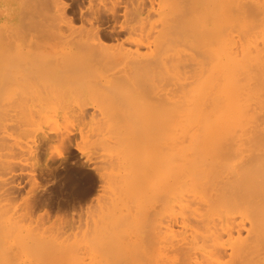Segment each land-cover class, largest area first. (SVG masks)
Instances as JSON below:
<instances>
[{
  "label": "rangeland",
  "instance_id": "obj_1",
  "mask_svg": "<svg viewBox=\"0 0 264 264\" xmlns=\"http://www.w3.org/2000/svg\"><path fill=\"white\" fill-rule=\"evenodd\" d=\"M12 1H14V10L17 7L23 9L22 6L29 8V4L31 3L30 0ZM59 1L63 4V7H65V12L68 15L66 16H71L73 19H76L73 23L74 28L81 29L83 23H80L78 13L80 9L83 10L88 6L87 0ZM108 1L104 0L102 3H104L105 10L109 13L115 9L111 3H115L112 1L116 0ZM241 1L243 2V4L241 2V5L238 3L239 0L237 2L240 7L243 5L245 6V3L246 5H249V0L246 2L245 0ZM98 2L101 1L98 0ZM57 3L58 1L54 2V0H46L45 6L48 18L42 17V19L44 20L43 23L49 30L47 31L45 29L46 32L41 35L31 29L28 30V32L25 31V33L19 31L15 32V35L11 36L12 38H9L10 36L8 35L11 34L9 30H11V28L15 29V27L18 28L20 23H17V18L0 17V30L1 28H4L3 23L6 22V29L0 31V41L2 40L3 43L4 40H8V42L6 41L3 45L4 48H0V218L3 215V217L6 215L8 216L0 219V222L7 217L9 220V222H7L8 220H5L6 222L2 221V224L0 225L4 226L5 224L10 227L13 224L14 226H12H16L19 231L23 227L24 231H22V229L20 232H22L21 234L26 239L33 237V235L37 233L36 235H39L40 238L42 237L46 242H48V240H51V242L58 240L57 243L63 241L62 244H67V248L68 245L71 243L73 244V242L74 244H79L75 242L87 239V237L84 238L87 235L85 233L87 228L90 227L93 221L99 219L101 213L108 214L109 212L113 214L125 212L130 214V216L132 214V216L135 217V220H133L138 222L137 224L135 222L133 223L135 227L130 220V222L126 220L127 222L125 221L122 225H115L119 232L117 234L125 236H123V238L118 236L119 239H123H120L122 243L117 247V241L115 246L112 247L114 252H121V256L119 254L118 258L108 259L109 264H116L117 262V264H119V262L120 264H163L166 261V264H170V261L172 262L171 264H175L174 262H176V264H186L189 261V263L194 264L196 260L191 259L186 262V259H181L184 255L180 254L181 252L179 253V250H173V248H171L172 246L170 247V235L166 226L167 223L165 222L166 214H164L168 212L167 210L169 209L167 207L172 192L171 183L174 179L172 178L173 175H171L172 164L171 159L169 158V153L170 151L172 152L170 149L172 148L169 146L170 144H173V132H175L174 130L172 135H169L174 127L171 128V122V125H164V123L167 121L166 118L171 115L170 108L173 107H171V104L173 105L174 103L172 99L174 100L180 95L182 96L180 93L183 92L176 89L180 86L178 85V82L176 83L178 86H175L174 89L172 88L174 85V83H171L172 79H167L168 82L161 79V81L163 80V83L159 79V76L161 78H163L162 76L166 78L170 76L169 74L171 73L168 71L170 69V64L165 66L164 64L163 66L159 65L155 69L151 68L154 74L152 72H150L151 75L148 73L145 74L146 76L148 75L147 77L151 80L150 82L148 78L145 77V72L140 71L142 75L140 72H137L138 70L135 72L133 69V72L131 70L132 68L126 62L122 63V61L117 60L119 59V56L117 55L121 53V51L128 50L131 45L135 47V45H133L135 40L131 39V41L130 39L127 40L123 37L119 40L121 42L120 47L118 43L116 44V40L112 41L109 38L101 36L100 41L103 46L100 47L99 51H96L97 47H95V44L98 42L95 37L83 38L81 33L80 35H76L65 28L62 18H59V14L57 13ZM250 4H252V2ZM253 4L252 7H254ZM244 6L242 7V10L247 11ZM249 7H247V9ZM235 8L238 9V7ZM24 10L25 9L22 10L23 13H25ZM119 14V18L115 22L105 20L101 29L109 28L112 25L117 28L125 27V25H127L126 22L129 21V17L128 15L123 16L121 12H119ZM247 15L245 14L243 18L249 20V17H247L248 19L246 18ZM239 17L238 19L240 20L241 17ZM146 19V22L143 20L144 22L138 25V27L141 28H138V30H143V32H145L144 30L147 32L151 31L149 39H152L151 35L153 30L159 25V23H157L159 18L154 17L150 19L149 17L150 20L148 18ZM238 19L236 23L240 22ZM246 20H244L245 24L247 23ZM149 21L151 22L149 23ZM249 21L250 23H247L248 25L255 23L254 20ZM257 21L256 23L258 24L259 22ZM240 23L243 25V21ZM14 24H17V26ZM247 24L246 27L248 26ZM262 24L256 27V30L254 29L255 26H249V28L256 31H254V35L258 37L256 38L252 34H249L251 37L253 36V41H250V36L248 37L249 39L244 36L246 40H248L247 42H252H246L248 46L250 44L253 47L260 45L258 48L263 46L264 41L262 38H264V25ZM12 25H14V27ZM235 26L236 25H233V27ZM260 26H263V28ZM233 27L231 26L234 30ZM259 27L263 32L260 31ZM242 28L245 29L243 26ZM249 28L247 27V29ZM41 30L42 29H40V31ZM233 30L230 35L234 36L232 38L236 39V41H233L230 37L229 38L232 39L233 44L236 42V44L238 43L241 45L242 43L238 42L239 40L241 41L238 33ZM259 31L262 32L260 34L263 37L259 35ZM226 35L228 34L226 33L225 36ZM241 37H243V35ZM81 38L83 42H81L82 44L79 42ZM244 41L241 47H244V44H246ZM149 42L150 44L143 43L145 45L144 48L143 46H141L142 48L140 47L141 52L144 50L143 54L146 56H151L152 50L155 53V46H157V43ZM155 42H157V40ZM254 42H257V44ZM253 43L255 46L252 45ZM236 44L233 45V47H238V44ZM150 46L155 49L150 48ZM241 47H235L234 49L237 50V52L236 50L235 52L238 53L239 51L240 53V50L238 49ZM198 55H200V53ZM201 56L202 55H200V57ZM201 59L203 58L201 57ZM164 69L167 70L169 74ZM187 73H189V70ZM132 75L133 77H131ZM152 75L153 77H151ZM183 75H181V77ZM187 75L188 74H185V76ZM194 75L195 74L192 76ZM125 76H129L130 79H124ZM189 76L183 77L184 79H191V74ZM197 76L200 77V75ZM146 78L147 81L145 80ZM193 78L194 77H192V79ZM184 79L182 78L181 80ZM169 81L171 82L169 83ZM188 87L189 86L186 88L188 89ZM252 87H256V85ZM184 88L185 87H183V90ZM249 89L251 90L252 88L250 87ZM176 90L180 92V95L178 94V96L175 97ZM261 91L259 93L260 95H258V93L255 94L259 96H255V98L251 95V92H249L250 95H248L249 93H246V89L244 93L245 96L248 95L247 100H250L249 97H253L255 100L259 98L258 100L261 101V104H264V91ZM239 98L242 99L241 96ZM244 100L247 102L246 99ZM244 100H240L241 105L239 104V107H243L241 112L240 108H238L239 102L237 103L235 99H230V124L228 129L224 131L225 133H223V135L221 133L219 134L220 136H223L221 137L224 140L226 137L228 139V135L231 136L234 132L236 133L235 130L238 125H240V122H244L249 113L253 111L257 116L251 113L249 118L250 120L252 119V121L245 122V125L241 122L242 126L248 125L249 127L247 126V129L245 128L246 130H243V127H240L241 129L237 128V131L239 132V130H241L243 133L245 132L244 134L246 136L247 132L249 133L248 136H250V134L253 135V133H256L255 131L258 129H262L261 131L258 130L259 132H264V105L261 107V104H258L260 101L256 102L258 100H250L246 103L247 106H243L242 103L245 102ZM246 108L249 110L252 109L249 112ZM244 111L248 114H245ZM240 112L247 117L245 116L246 118L244 117L245 119H243V117L240 116ZM172 115L174 114L172 113ZM240 118L243 120L240 121ZM164 119L166 120L165 122H163ZM162 124L164 125L163 127H161ZM217 130H223L221 125ZM235 133L233 134V137L234 135L238 139H241L242 137L245 141L242 142V145L245 144L246 146L247 140L244 138L245 135H242L239 132L238 137ZM228 143V148L230 147L232 150L236 149L234 143L232 144V142L229 141ZM228 143L225 144L228 145ZM225 144H223V147L227 148ZM159 156H162L163 158L161 159ZM163 160L164 163L162 164ZM168 160L169 163L167 162ZM112 170L115 171L113 172ZM145 170L146 172H144ZM142 172L145 173L144 176L141 174ZM100 175L105 176L106 179L100 181ZM119 175L122 177L124 176V178L122 179ZM129 175H131V177ZM155 175H157V177ZM111 178L113 181L110 180ZM133 178H135L136 182ZM118 179L119 181H117ZM120 179L121 182L124 181V183H121ZM118 183H121L119 184L121 187L119 186L116 191L115 188ZM137 185H139V189L136 188ZM78 191L83 193L78 195V193H76ZM131 191L134 192L131 193ZM113 196L118 197V199L114 200ZM111 198L115 202L113 201L112 203ZM17 215L19 217L22 215L21 217L24 218L17 219ZM93 217L96 219H93L92 221ZM12 218L19 222L13 221ZM145 219L148 220V222H146L148 226L144 223ZM87 221L89 225L86 223L87 226H85L84 224ZM20 225H22V227H20ZM109 225L112 224L110 223ZM119 228L121 229L119 230ZM31 230H33V232H31ZM105 231L106 233H104V230L102 233L99 232L96 235V238L99 236H102L99 239L109 238L111 234L109 233L108 235V232L111 231ZM121 231H123V234ZM128 234L131 236V238L129 237L128 239L131 240L127 239ZM92 236H94V234ZM110 238H112V236ZM43 239L41 242L44 241ZM45 241L44 243H46ZM125 242H128V246L124 245ZM85 243L86 242L82 244L85 245ZM84 248H81L83 250H79L80 247L79 249H75V251L78 250V252L74 251L72 252L73 254L69 253V255H66V259L64 258L62 263L59 264H74V262L76 263L81 257L83 260H86V264H89V261H91L90 264H93L92 260L88 259L93 258L92 254L86 255L88 253H94L93 247L89 250L90 252L86 251V248ZM172 250L175 251V254L177 255L179 253L181 257L178 255V258L181 259L182 262L185 260V262L182 263L181 260L179 261V259L176 258L177 255H175ZM76 253H82L80 255L83 256H79L80 259L78 260L73 258V260H75L73 262L71 257L73 255H79ZM226 257L230 258L228 253L225 255L224 260L222 259L223 257L220 256L222 261L220 262L221 259L218 260L219 264H228L226 262L228 258L226 259ZM160 259L161 261H159ZM213 259L214 258H211L209 260L212 261ZM83 260L82 263L80 262L81 264H85ZM202 260H197L195 264L199 263L198 261L204 263L205 261ZM209 260L207 261L209 262ZM177 261L179 262L177 263ZM191 261L194 262L192 263ZM207 261L206 263L210 264V262L208 263ZM214 261H217V259L215 258ZM201 262L200 264H202Z\"/></svg>",
  "mask_w": 264,
  "mask_h": 264
},
{
  "label": "bare ground",
  "instance_id": "obj_2",
  "mask_svg": "<svg viewBox=\"0 0 264 264\" xmlns=\"http://www.w3.org/2000/svg\"><path fill=\"white\" fill-rule=\"evenodd\" d=\"M30 1H31V3L29 4V6L31 7V8L29 7L30 10L28 7L22 6L23 9H25L24 10L25 13H23L22 11L23 9H20V7H17L14 10L13 7L14 1L0 0V17H4V18L13 17L14 19L17 18V23L18 24L20 23L18 25L20 28L15 27V29L11 28V30L13 29L14 31L9 30L11 33L10 35H8L10 36L9 38H12L11 36H14L15 32L18 31L25 33V31L28 32V30L33 29L34 31L37 32V34L41 35L46 32L45 29L47 31L49 30L46 27V25L43 23L44 20L42 19V17L48 18V13L45 6L46 0H30ZM55 1H58L57 13L59 14L58 15L59 18H62V22L64 23L65 28L71 33H74L76 35H80L81 33L83 38L95 37L98 42L97 44H95L96 45L95 47H97L96 51L97 50L99 51L100 47L103 46L102 42L100 41L101 36L109 38L112 41L116 40V44L118 43L119 46L121 44L119 40H121L123 37L124 39L127 40L133 39L136 42L135 44V42L133 41L134 42L133 45H135V47L131 45L134 48L130 46V48L128 47L129 49L127 48L128 50L121 51V53L118 52L119 54L117 56H119V59L117 60L122 61V63L126 62L132 68L131 69L129 67L132 71L134 69L135 72L136 70H138L137 72L140 71L145 72L144 75L146 73L151 75L150 74V72H152L151 68L155 69L159 65L163 66L164 64L165 66L167 64L168 65L170 64V69L168 71L171 74H169L167 70H165L166 67L164 69L170 76L166 74L168 78L164 76H162L163 78H161L159 76V79L160 81L161 79H163L164 81L168 82L170 78V80L172 79V82L169 81V83L170 82L174 83L173 85L174 87L172 86V88L175 89V86L177 87L178 85H180L179 86L180 89L179 88L176 89H178L180 92L183 91L180 93L178 90H176L178 93L176 92L177 95L175 94L174 96L175 97L178 96L179 93L182 94V96L179 94L180 96L176 97L177 100L176 98L174 100L172 99L174 103L173 105L171 104V107L172 106L173 107L170 108L171 109L170 114L172 115L173 113L174 115L172 116L170 115V117H167L166 118L167 121L165 119L163 120V122L166 121L164 125L166 124L171 125L172 123L171 128L174 127V129H172L171 131V134L169 135H172V132L175 130V132H173V142L171 140L173 144L172 145L170 144L169 146L170 148H172L170 149L172 150V152L170 151L169 154L171 156L169 155V158L171 159V164H172L171 175H173L172 178L174 179L172 180L173 182L171 183L172 192L167 207L169 209L167 210L168 212L164 213L166 214L165 222L167 223L166 226L170 235L169 238L170 239L169 244H171L170 247L172 246L171 248H173V250L174 249L179 250L178 252L179 253L181 252L180 254L184 255V257H181L179 253L178 255H180L181 259L182 258L186 259V262H188V260L194 259L196 260L195 261L196 263L197 260L204 259L202 260L205 261L204 263L198 261L199 263L197 264H200V262L202 264H205L206 261L211 258L214 259L216 258L217 261H214V259L212 261L209 260L210 264H214V263L216 264V262L217 264H219L218 260L221 259L220 256L223 257L222 259L224 260L225 255L227 253L229 254L230 257V258L226 257V259L228 258V260H226L228 264H264V132L263 131L259 132L258 130L261 131L262 129H258L257 131L254 130L256 133H253V135L250 134V136H248L249 133L247 132V136H246L244 134L245 132L243 133L241 130H239L240 133L242 132L241 133L242 135L246 136V137L244 136V138L247 140L246 146L245 144L242 145L243 144L242 142H245L244 139H242V137L241 139L236 138L235 135L233 137V134L235 132L231 134V136L227 134L228 139L227 137L225 138V140L222 138L223 133H225L224 131L228 129V126L230 124V115H229L230 99H235L237 103L239 102L238 108H240L241 107V106L239 107V104L241 105L240 100H244V99L247 100L248 95H250L249 92H251V95H253L255 98V96H257L255 94L258 93V95H260L259 94L260 91L261 90L264 91V44L260 48H258V46L260 45L258 46L254 45L255 42L252 44L255 47L251 46V44L248 46L247 43H252V42H247L248 40H246L245 38V37L248 38L251 34L255 36L254 34L256 32L255 30L257 29L256 27H258L262 23H263L262 25H264V13H263L264 1L249 0L248 2L249 5L248 4L246 5V3L245 6L243 5L247 10L245 11L242 10L243 6L240 7L242 2L241 0H239V2L238 0H116V1H112L115 3L110 2L111 5L115 7V9L108 13L105 10L104 3H102L104 0H99L101 2H98V0H87L88 6L83 10H81L80 8H79L80 10L78 9L79 10L78 19L80 23L81 22L83 23L81 29L74 28L73 23L74 20L76 19H73L71 16L67 17L68 15L65 12V7H63V4L59 0H54V2ZM246 1L247 0H245V2ZM251 2L252 4L254 2L253 4L254 7H252V4H250ZM235 7H238V9ZM247 7H249L248 8L249 10L247 9ZM119 12H121L123 16L128 15L129 17L128 19L129 21L128 22L125 21L127 23L125 27L123 26L122 28L119 27L117 28L114 25L112 26L110 25L111 27L109 28L101 29L102 24L105 22V20H111V22H115L119 18L120 15ZM245 14L246 15L248 14L246 18L249 17V20H254L255 23L248 25L250 21L243 18ZM239 15L241 18L239 17ZM237 16L240 18V20L238 19ZM149 17L150 19L154 17L159 18L158 19L159 21L158 22L156 21L157 23H159V25L158 26L156 25L157 27L155 28V30H153V33L151 35L152 39H149L151 31L147 32L146 30H144L145 32H147L145 33L143 32V30L142 31L138 30L139 28L138 25L140 23H143L144 21L146 22L147 21L146 18L149 19ZM236 18L240 22L243 21V25L240 22L236 23L237 21ZM242 19L247 21L248 24L247 23L246 24L248 25L247 26L248 28L249 26L253 25L252 27L255 26L254 29L255 28L256 29L252 30L251 28H249L252 31L247 29L246 24ZM33 20L35 23L33 22ZM256 21L259 23L257 24ZM150 22L151 21H149V23ZM5 23H3L4 26L3 29H6ZM14 25L12 26L14 27ZM233 25L236 26L233 27ZM15 26H17V24ZM231 26L234 28V30L231 28ZM242 26L245 27V29H243ZM260 27L263 28V26ZM3 29L1 28V30ZM40 29L42 30L40 31ZM246 29L247 31L249 30L251 33L249 31L247 32ZM232 30L238 33L241 39V41L239 40L238 42L242 43L241 45H243L244 40H245L244 43L247 42L246 43L247 46L246 44H244V47L243 46L241 47V45L237 43L238 47H241L238 49L240 50V53L239 51L238 53H236L237 50L234 49L235 47L238 48L237 46L233 47V45L236 44V42H234L233 44V41L234 40L236 41V39L232 38L234 36L230 35ZM263 30H261L260 28V31L263 32ZM260 31H259V35H261L260 33H262ZM226 33L228 35L225 36ZM241 34L243 35V37H241L242 36ZM229 37L232 38L233 41ZM252 37L250 36L251 39ZM242 38L245 39L243 40ZM251 39L250 41H253V39L252 40ZM262 39L264 41V38ZM156 40L157 42H155ZM6 41L8 42V40ZM6 41L4 40L3 43L2 40L0 41L1 42L0 48H4L3 45L5 44ZM149 41L154 42L155 44L157 43L156 44L157 46H155L156 47L155 53L152 50L151 52L152 55L146 56L143 54L144 50H142L141 52L140 47L143 46L144 48L145 45L143 43L150 44ZM79 42L80 43L82 42V38ZM255 44H257V42ZM150 48H154V47L150 46ZM199 53L200 55H202L201 57L203 59H201L200 55H198ZM188 70L189 73L191 74V79L188 78L184 79V77L190 75L189 73H187ZM141 72L140 74L142 75ZM196 72L197 75H200V77L196 75ZM184 73L188 75L185 76ZM193 74L195 75L192 76ZM181 75H183L184 77L183 76L181 77ZM147 76L145 75V77ZM131 77H133V75ZM151 77H153V75ZM192 77L196 79L194 78L192 79ZM147 78L145 79L146 81ZM182 78L184 80H181ZM124 79L128 80L130 79V77L125 76ZM186 80L189 82H187ZM149 81L151 82V80ZM177 82L178 85L176 84ZM255 85L256 87H252ZM187 86H189L188 87V89L190 88L189 90L186 88ZM183 87H185L184 90ZM250 87L252 88L251 89L252 91L249 89ZM245 89L247 91L246 93H249L246 96L244 93ZM240 96L242 99L239 98ZM249 99L251 101H256L259 98L255 100L253 99V97L251 98L249 97ZM250 100H247V102ZM259 101L260 100L256 102ZM247 102L245 101L244 102L245 104L242 103L243 106H245ZM258 104L260 105L261 101ZM262 105L264 104H261V107H263ZM242 110L243 107L240 108L241 112ZM245 111L244 113L246 114L247 112ZM241 112H240V116L243 117V119H245L247 116L245 115L246 116L245 117L244 114ZM251 113H249L248 117L246 118L247 121L245 120L243 122L241 121L243 119L241 118L239 119L241 122L244 123L243 125H245V122L252 121V119L250 120L249 118ZM255 116H257V114ZM252 118L254 120L253 115ZM241 122H240L241 126L238 125L237 128L239 129L240 127L241 128L243 127V130H246L248 125L242 126ZM164 125L162 124L161 127H163ZM220 125L223 129L221 131L217 130ZM237 128L235 130L236 131L235 134H237V136L239 137V132L237 131L238 130ZM220 133L222 134L221 135L222 137L219 135ZM228 141L232 142V144L233 143L235 144L236 147L235 150L230 149V147L228 148L229 146ZM225 143L226 144L228 143V145H226ZM223 144H225L227 148L223 147L224 146ZM159 157L161 159L163 158L162 156ZM167 162L169 163V160ZM163 163L164 160L162 164ZM144 172H146V170ZM144 172L141 173L143 174V176L145 174ZM153 174H157V173H153ZM129 176L131 177V175ZM155 176L157 177V175ZM99 178H101L100 181L106 179V177L103 175H100ZM123 178L124 176L122 177V179ZM135 178H133L134 181ZM110 180H112V178ZM117 181H119V179ZM121 183H124V181ZM121 183H118L116 185V188L113 186L116 189V191L117 188H119V186L121 187V185H119ZM138 186L139 185H137L136 188H138ZM133 192L131 191V193ZM76 193L80 195L83 192L78 191ZM113 199L117 200L118 197L113 196ZM113 199L111 198L112 203L114 201ZM3 216L0 219L5 218L8 215H6L5 217ZM21 216L22 215H20L19 217L17 215L16 217L17 219L18 218L23 219L24 217ZM132 217H133L132 214L130 216V214H127L125 212L113 213V214L109 212L108 214L101 213L97 221H93V219H96L95 217L92 218L93 222L85 232L87 235L84 233L86 235L84 238L87 237V239L80 240L81 244L80 242H75L79 244H74V242L73 244L68 243L70 244L68 245L69 248L68 247L66 248L67 244L66 245L64 243L62 244L63 241L57 243L58 240L55 242L53 241L51 242V240L50 241L48 240V242H46L42 237L40 238L39 235H36L37 233L35 232H34L35 236L32 234L33 237L26 239L21 234L22 232H20L23 229L22 225H20V227H22L20 231L16 226H15L16 228L13 227L14 226L13 224H12L13 226L11 225L13 228L5 224L4 226L0 225V264H59L62 263V260H64L66 255H69V253L74 252L75 249H79V247H80L79 250H83L81 248H84V246L86 248V251L88 252H90L89 250H91V247H93L94 249L93 252L95 254L88 252H87L88 254H86V255L92 254L93 258L92 259L88 258V259L92 260L93 264H109L108 259L110 260V258L111 259L118 258L119 254L121 256L122 253L114 252L112 247L115 246L117 241L118 243L116 244V246L118 247V245L122 243L120 239L123 240L122 238L123 236H125V235L121 236L117 234L119 232L117 231L118 228H116L115 225L118 226L119 224L122 225V223H124L126 220L127 221L130 220L131 223L133 224L135 222L134 221L135 217L133 218ZM7 218L3 219L2 221L8 220ZM12 220L16 222L18 221V220H14L13 218ZM145 220L144 223L148 222L147 219ZM2 221L0 222V224H2ZM7 222H9V220ZM137 222L135 223L137 224ZM86 223H88V221L85 222L84 224L85 226L89 225V223L87 225ZM110 223L112 225H109ZM120 229L121 228H119V230ZM33 230H31V232H33ZM103 230L104 233H106L105 230H107V232L108 230L111 231L108 232V235L110 233L112 238H110L111 237L110 236L109 238L99 239L102 237L99 235H98L99 237L96 238V235L99 232L102 233ZM22 231H24V229ZM121 233L123 234V231H121ZM93 234L94 236H92ZM130 234H128L127 239L129 237L131 238ZM118 236L122 238L119 239ZM42 239L46 243H44V241L41 242ZM83 241L86 242L85 245L82 244L84 243ZM127 243L128 242H125L124 245L128 246ZM90 245H94V246H90ZM76 251L78 252V250ZM173 252L175 254V251ZM80 254L78 256L73 255L72 257L71 256L69 257L72 258L71 260H73V258L74 259L76 258V260H78L80 259L79 256H83ZM178 255L176 256L177 259H179ZM181 259H179V261ZM222 259L220 260V262L222 261ZM80 260L76 261V263L74 262L75 260H73V262L74 264H81L83 260L82 257ZM83 261L85 262L86 260ZM159 261H161V259ZM179 261H177V263ZM90 262L91 261H89V264ZM166 262L164 263L166 264ZM183 262H185V260H183ZM171 263L172 262L170 261V264ZM174 263L176 264V262Z\"/></svg>",
  "mask_w": 264,
  "mask_h": 264
}]
</instances>
